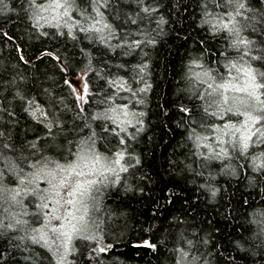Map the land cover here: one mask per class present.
I'll use <instances>...</instances> for the list:
<instances>
[{
  "label": "trees",
  "instance_id": "16d2710c",
  "mask_svg": "<svg viewBox=\"0 0 264 264\" xmlns=\"http://www.w3.org/2000/svg\"><path fill=\"white\" fill-rule=\"evenodd\" d=\"M160 2L161 13L168 23L152 33L155 44L146 45L143 51L124 55L119 49L111 51L99 43L90 42L82 33H77L78 38L72 40L59 35L55 27L36 28L24 11L28 7L26 0H4V5H0V100L17 113L18 121L8 128L17 150L5 154L18 163L24 156L30 157L29 163L41 156L64 162L68 149L75 150V145H68L66 141L78 143L80 128H83L84 135L88 134L85 123L102 135L100 125L103 123L76 118L79 102L64 80L87 73L91 95L84 107L89 115H94L105 107L99 100L109 91L105 83L110 78L109 73L119 72L125 79L135 77L136 81L142 75L143 82L134 86L149 87L140 94L144 103L135 105L136 110L145 115L142 117L143 130L136 134V139L129 141L128 150L132 153L129 162L134 166L129 172L120 174V182L100 186L102 191L97 196L96 209L90 211L89 218L95 222L93 224L102 239H74L76 252L68 256L66 264H176L178 253L174 249L184 247L187 250L179 239L181 234L196 242L197 246L190 254L202 257L197 264H229L232 258H235L232 264H264V248L256 246L259 244L258 234L264 228V176L258 177L250 168L247 171L240 168L242 161L232 162L237 167L235 175L221 173L217 162L204 168L203 175H198L199 166H192L196 169L194 172L188 167L191 159L185 158L187 132L182 121L187 118L179 107L187 105L192 108L195 104L199 118L200 103L190 102L189 84L185 79L187 65L190 59L201 57L202 52L205 63L217 60L218 55L213 53L227 49V42L198 27L200 8L196 0ZM249 2L253 8L264 11V0ZM171 4L178 6L180 16L176 15ZM183 6H187L186 13ZM114 8L121 15L112 22L119 24L124 14L134 12L137 6L135 0H119L118 4L114 3ZM151 28L156 29L155 23ZM250 38L256 40L257 47L264 42L259 29ZM201 40L206 42L207 51ZM42 53L58 54L66 71L52 55L38 59ZM231 54L235 55L234 52ZM20 55L32 63H23ZM219 59L223 63V59ZM142 62L147 64L142 74L131 70ZM119 64H126L127 68L117 69L115 65ZM216 66L212 64V67ZM254 66L264 70L260 62H254ZM195 71L199 70L193 69ZM20 77H24V87L39 103L49 107L53 97L57 101L56 111L61 114L68 131L55 144L44 139L43 127L24 114L17 101L9 103L14 89L9 90L8 82L13 78L19 81ZM3 97L8 99L3 100ZM7 119L4 116L0 126ZM74 124L79 127L73 129ZM32 142L37 143L39 149L35 156L31 155L29 148ZM114 145V139L104 135L98 140L96 150L107 154ZM136 160H139L138 164ZM21 166L25 172L32 170L24 163ZM0 170L4 171L3 186L15 187L16 176L8 170L6 163L0 164ZM209 172L214 179L209 180ZM211 188L220 189L215 197ZM169 190L174 193L171 202L165 196ZM36 203L34 196H26L23 207L0 201V214L27 211L29 215L24 217L29 220L32 213L38 211ZM11 235L19 237L23 233H0V264H55L45 247L29 240H12ZM145 244L155 247H146ZM109 245L104 253L92 251L95 247Z\"/></svg>",
  "mask_w": 264,
  "mask_h": 264
},
{
  "label": "snow or ice",
  "instance_id": "6c2138e0",
  "mask_svg": "<svg viewBox=\"0 0 264 264\" xmlns=\"http://www.w3.org/2000/svg\"><path fill=\"white\" fill-rule=\"evenodd\" d=\"M26 2L28 7L24 11L28 18L34 21V27H55L59 35L72 40L78 38L77 33H82L90 42L99 43L111 51L119 49L124 55L143 51L146 45H154L152 33L158 30L160 25L168 23L161 13L160 0H135L136 10L124 14V19L119 24L112 22L113 19L118 20L121 15L114 8V3L118 4L119 0ZM196 2L200 8L198 27L212 37L225 40L227 49H222L218 54L213 53L218 55L215 61L205 63L202 52L201 57L190 59L187 65L185 79L189 84L187 91L190 102H200L199 118L195 104L192 108L187 105L179 107V111L187 118L182 123L187 132L188 151L185 158L192 161L188 167L195 172L196 169L192 166L198 165L201 171L197 174L203 175L204 168H210L213 162H217L221 173L235 175L237 167L232 162L242 161L240 168L245 171L250 168L258 177L264 176V70L254 66V62L264 65V42L257 47L256 40L250 38L257 33V29L264 35V11L253 8L249 0ZM0 5H4V0H0ZM171 7L177 16L181 15L176 4H171ZM183 12H187V6H183ZM153 23L156 29L151 28ZM3 35L12 39L7 33ZM201 43L207 51L206 42L201 40ZM233 52L235 55L231 54ZM44 55L52 54L42 53L38 59ZM52 58L66 71L58 54L52 55ZM219 58L223 59V63ZM19 59L25 64L32 63L23 55H20ZM212 64L217 66L212 67ZM115 67L127 68V65L119 64ZM146 67L147 64L142 62L131 70L142 74ZM193 69L199 71L193 72ZM83 75L85 79L82 91L70 79H65L64 84L79 101L76 118L102 121V135H98L90 124L85 123L84 127L89 129L88 134L84 135L83 128H80L77 133L80 137L78 143L74 140L66 141L68 145L74 144L75 150L68 149L64 162L48 156L36 157L31 163L28 162L29 156H24L19 163L15 159L10 160L5 153H14L17 149L8 128L13 123H18L17 113L0 100V120L4 116L8 118L4 125L0 126V164L6 163L8 170L17 180L16 187H4V171L0 170V201H10L12 205L21 207L23 197L34 196L39 201L35 204L38 211L32 213L37 217L35 222L23 219L29 215L27 211L11 213L8 209H3L8 215L0 214V233L22 232V236L11 235V239L29 240L32 244L45 247L51 253L55 264H66L68 256L76 252L72 243L74 239L96 240L95 236L89 235V214L96 209L97 196L102 191L100 186L120 182V174L129 172L134 166L129 162L132 159V153L128 150L129 141L136 139V134L143 130L144 124L142 117L145 113L137 111L135 105L144 103L140 94L149 86H134L143 82L142 75L140 80L136 81L135 77L125 79L119 72L109 73L110 78L105 81L109 91L99 100L105 107L94 115H89L84 107L91 92L86 79L87 73ZM23 80L24 77H20L19 81L13 78L8 82L9 90L14 89L9 103L17 101L23 113L43 127L44 139H49L55 144L57 139L68 131L61 114L56 111L57 101L53 97L49 107L39 103L36 97L30 94V90L24 87ZM44 91L48 92L47 89ZM2 99L7 100L8 97ZM77 127L79 126L73 125V129ZM129 129L133 131L130 132ZM104 135H110L115 141L114 147L110 148L107 154L96 150L98 140L103 139ZM57 146L62 148L63 144ZM29 148L32 156L39 151L35 142L30 143ZM21 163L26 164L32 171L25 172ZM136 163L138 164L139 160H136ZM208 178L214 179L211 172ZM37 180H43L48 187H31ZM219 191V188H211L212 196L215 197ZM173 195L171 190L165 193L168 202H171ZM40 217H43L42 221ZM54 221L57 223L50 227ZM257 238L259 244L256 246L264 248V228L260 230ZM179 239L186 245L187 250L184 247L174 249L178 253L176 264H197L202 257L190 254L191 250L196 248V242L187 239L183 234ZM144 246L155 247L148 244ZM109 247L110 245L98 246L92 251L104 253ZM234 259L232 258V261ZM232 261L229 264H232Z\"/></svg>",
  "mask_w": 264,
  "mask_h": 264
},
{
  "label": "rangeland",
  "instance_id": "374dc122",
  "mask_svg": "<svg viewBox=\"0 0 264 264\" xmlns=\"http://www.w3.org/2000/svg\"><path fill=\"white\" fill-rule=\"evenodd\" d=\"M74 85L78 86V88L82 91L83 89V80H84V77H83V73H79L75 76H73L72 78H69ZM79 102V101H78ZM32 171V170H31ZM16 183H17V180H16ZM39 186L40 188H47L48 185L43 181V180H37L35 184H33L31 187H36V186ZM16 187V186H15ZM14 188V187H13ZM23 201H25V197H23ZM35 201L39 202L37 197H35ZM26 217H23V219H25ZM37 217L31 215L29 220H36ZM41 219L43 220V217H41ZM41 220V221H42ZM57 222H53L51 226H54ZM89 223H90V231H89V235H93L95 236L97 239H102L100 233H98V231H96V228L94 226V224L92 223V221L90 220L89 218ZM73 243V242H72Z\"/></svg>",
  "mask_w": 264,
  "mask_h": 264
}]
</instances>
